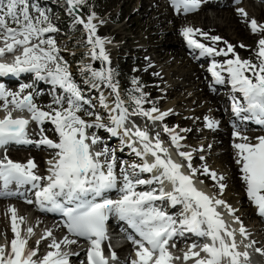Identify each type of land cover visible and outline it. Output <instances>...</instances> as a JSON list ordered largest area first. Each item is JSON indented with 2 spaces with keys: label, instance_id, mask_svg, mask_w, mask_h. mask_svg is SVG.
<instances>
[{
  "label": "snow or ice",
  "instance_id": "1",
  "mask_svg": "<svg viewBox=\"0 0 264 264\" xmlns=\"http://www.w3.org/2000/svg\"><path fill=\"white\" fill-rule=\"evenodd\" d=\"M84 2L85 0H67L70 10L78 8ZM199 3L200 0H172L177 11L183 8L185 12L195 10L199 7ZM239 11L247 16L243 9ZM94 19L95 14L93 13L87 21L77 17L76 22L82 24L88 32L87 39L92 45V58L110 63L105 50L107 42L96 35V25L92 23ZM10 24L15 27L9 26ZM250 27L253 32L264 30V26H258L255 19L250 21ZM56 31L58 29L48 21L45 13L40 12L38 17L31 15L29 0H0V40L4 42V47H0V57L6 52H14L18 47L22 49L21 55L16 56L13 63H0V74L35 72L38 78L43 79V73L50 78L51 83L58 85L67 93L66 96L55 101L56 104H66L67 107L61 106L49 112L38 108L33 103L31 94L18 98V94L9 93L0 87V99L5 101V109L8 106L7 98L11 96V103L16 110L26 109L31 113V119L39 124H43L45 120L50 121L59 135L58 142L47 137L39 141L40 144L58 150L56 157L50 161L51 167L47 177H41L32 171L36 168L32 160H29L27 164H22L12 161L7 155L0 157V181L3 182L4 188L12 183L30 184L32 188L37 189L35 197L42 205L48 204L64 212L68 217V230L71 233L77 236L94 237L92 247L88 252V264H108V259L101 250V241L105 238L104 225L110 213L127 220L141 238L133 241L137 245L138 259L132 261L131 264H170L173 257L168 251L169 241L177 234H182L183 231L211 238L212 244H205L201 249L208 254V258L197 259L196 264H223L224 259H228L229 264H241V257L246 261L248 253L236 250L234 233L227 229L220 214L213 207V204L223 205L224 201L219 199L213 201L193 185L191 177L180 171L181 165L167 157V150L162 147L159 134L153 143L147 132L138 128L131 132L130 129L125 128V135L131 133L138 137L143 145V151H137V155L150 154L154 157V162L151 164L145 162L139 166L132 165V172L121 169L122 185L118 189L122 193L121 197L116 200L105 198L97 201V197L118 187L115 157L102 162L100 157H107V150L93 154L90 145L86 143L88 137L85 130L93 125L82 119L78 113L82 110V105L88 101L83 96L82 90L72 80L66 63H61L55 40L51 37L44 38L46 33ZM197 33L205 36L206 39L209 38L207 33H201L198 29L185 28L182 32L187 43L199 49L202 55L220 56L234 53V48L230 44L225 51L199 42L194 38ZM210 39L215 42L221 38L213 36ZM34 40L35 43H33ZM241 47L244 46L241 45ZM258 47L259 64L241 60L236 55L234 59H228L224 64L213 61L209 71L216 78L217 83L225 82L221 71H226L233 90L242 94L244 104L234 99L233 111L235 113L238 115L242 112L252 113L259 123L264 124V38L258 41ZM92 75L115 93L116 103L111 111L118 112V115L112 116L111 120L117 128L123 127L129 110L124 107V102L120 99L118 85L113 82L111 69L95 71ZM133 82L136 83V81ZM97 86L93 84V87ZM133 100L136 110L131 113L132 115H143L153 121L163 120L168 115L167 112L159 113L155 107L144 110L142 108L143 94L140 98L133 97ZM101 103L104 107H108L103 98ZM153 113L159 114L153 115ZM88 114L92 115V113ZM96 119L99 121L101 118L97 115ZM28 124L29 120L13 118L12 112L8 111L7 115L0 119V147L11 142L30 143L27 133ZM95 126L105 127L102 123ZM215 126L214 121L207 122V127ZM112 131L116 134L115 129ZM164 131L169 133L173 143L179 146L180 137L175 130L165 126ZM235 135L245 141L248 139L240 137L238 132ZM257 139L256 144L235 143L234 147L238 150L236 163L241 165L247 196L257 205L259 213L264 216V194H261L264 193V137ZM91 143H96L95 137L92 138ZM161 153L164 155L162 156ZM180 155L188 160L191 159L190 153L181 152ZM137 167L140 172H153L154 170H161V172L159 176H153L152 180L141 179L135 172ZM189 167H191L190 164ZM204 171L213 179L216 178L215 172H210L207 168ZM162 178L172 183L173 192L166 193L162 188L159 195L155 191H136L139 185L151 184L154 181L162 184ZM220 179L222 180L223 177ZM42 180H46L47 183L41 184ZM224 187L225 185H220L221 190ZM165 198L170 199L174 204H184L185 213L182 219L177 221L154 206L155 201ZM64 201L74 206L65 207ZM15 220L16 217L13 215L12 230L16 238L11 241L10 253L5 254L4 248L0 246V264H68V254L61 253V244L56 241L49 245L50 248L55 249L54 251H49L42 260H34L33 257L37 256V251H25L27 241L19 238ZM27 231L32 233L33 229L28 228ZM240 232L244 234L245 229L241 227ZM225 236L229 237L231 242L226 241ZM66 242L75 243V241ZM257 251L261 250L257 249ZM191 255L199 257L200 254L192 252ZM184 258L189 259L190 256L185 254ZM112 259H116L115 253H112Z\"/></svg>",
  "mask_w": 264,
  "mask_h": 264
},
{
  "label": "bare ground",
  "instance_id": "2",
  "mask_svg": "<svg viewBox=\"0 0 264 264\" xmlns=\"http://www.w3.org/2000/svg\"><path fill=\"white\" fill-rule=\"evenodd\" d=\"M120 1L122 3L120 7L121 11H119L120 9H116V11H113L112 8H114ZM245 1L246 4L243 0H240L238 2L241 3H238L234 6L232 5V0H204L202 2L200 1L199 7L195 10L185 12L183 8L177 11V9L172 4V0H105V5L103 7V10L105 11L104 17L99 18L97 15H95V19L92 21V23L96 25V35L107 42L105 44V50L108 56H114L115 58H117L119 55H122L121 53L124 52H135L139 54L138 62L141 69L144 70L147 75H151L156 80L155 85L160 87L156 93H160L162 96L166 97V99H164V105L158 109L159 113H168V115L165 116L163 120L153 121L145 117V122L147 120L148 126L150 127L153 125L156 126L157 123L165 124L169 120L176 121V124H174L175 126L170 129H174L175 133L180 137V140L178 142L179 146L173 143L169 133L161 131L160 133L162 134V137L168 138V143L171 145L173 150L175 151L176 149V152L177 150L180 151L179 153L177 152L179 155L181 152L191 154L190 160L181 155L179 159L181 161L182 157L184 158V160L189 161L192 167L194 166L196 172L204 181H207L209 175L204 171L205 168L209 169L210 172L216 173V179H213V181L215 182L213 188L215 197L213 195V201L215 199L224 201V204L228 208V211H230V213L232 212L234 215L236 213H245L246 210L245 214L247 216L243 215L242 217H246L248 220L251 219L250 217H255L258 220L255 224H253V226L248 223L247 225L250 227L245 230H247V234L249 235L251 240L255 241L254 244L257 246V248L264 253V216L259 213L257 205L247 196L246 183L242 179L243 174L241 172V165L236 163V160L238 158V150L234 147L235 143H249V139H251V137H249L248 135L250 134V132L264 134V129H258L260 126H257L255 124V116L252 113L242 112L238 115L233 111V102L228 98L231 97L232 99L233 95L236 94L239 96V94L238 92L233 90L229 74L226 71H221V76L224 77L225 82L217 83L216 78L213 77L212 73L209 71V68L211 67L213 61L217 62L218 64H224L228 59H234L235 56H239V54H242L240 56L241 60H247L244 56V50L237 45V39L243 41L246 45H249L251 49L254 47H258V41L261 38H264V30L253 32L250 27V21L252 19H255L257 21L258 26H264V0H260V7H256L252 0ZM40 2L41 5H47L46 3L52 5L50 0H40ZM133 6H135V9L133 8L131 10ZM54 7H56L55 10L58 9L59 4L56 2V5ZM54 7L52 6V8L46 10L45 14L48 16L52 12ZM208 7H212V13L210 15L206 13ZM239 9H243L244 12L247 13V16H241L242 14H240L241 12L239 11ZM126 13H130L127 19H125ZM123 16L125 17L120 23L112 25V21H117ZM240 18H242V20ZM182 22H185L186 24L181 26V36L180 38H177L175 35V27L177 25L180 26V23ZM141 26H144V33H141L140 31V28H142ZM185 28H193L194 30L198 29L201 33H207L209 35V38L207 39L205 38V36H201L199 33H197L194 38H196L199 42L204 43L205 45L216 48L217 50L224 49L226 51L227 46L229 44L232 45L234 48V53L220 56L202 55L199 49H196L187 43V40L182 34ZM65 36L69 35L65 34ZM213 36H218L221 39L214 42L210 39V37ZM48 37L50 36L45 34L44 38L46 39ZM223 42L226 43L225 48L223 47ZM233 42L236 43L233 45ZM170 43L176 44L177 48L166 47ZM0 47H4L3 40H0ZM17 49H20L18 50V52L22 50L19 47ZM187 49L189 52H187ZM90 53H92V49L90 50ZM19 55H21L20 52L18 53V56ZM203 59L207 64L202 68H199L195 64V60L197 61ZM85 64L86 63H84V65ZM87 64L95 65L96 59L91 58V60ZM217 70L220 71V69ZM86 73L88 72L83 71L82 75ZM31 75L32 72H21L18 74H13V76H9L7 81L9 91L18 95L28 93L29 90L35 93V91L37 90V88H34L35 83L38 82L44 84V82H46L48 78L44 77L43 79H40L36 77L34 82H31L25 88H20L18 86L19 83L15 81L20 77H24L26 79L25 81H28ZM205 76L211 77L209 86L205 83ZM225 83V87H227L228 93L226 95H220L219 89L221 85ZM49 95V91L45 90V92L40 93L41 101L37 102L34 98L33 103L41 110L48 111L47 106L44 105L43 100L45 99L44 97L48 98ZM99 98L104 97L99 96ZM152 98L154 99L151 101V104L154 105L156 99L155 97ZM224 100L226 101L227 110L223 109L222 107V103L224 102ZM0 101H3V99ZM239 101L244 104L243 98L240 97ZM4 105V103L0 104V118L5 117L8 111L12 112V116L23 113L22 111L16 110L15 108L12 109V104V106H7V109H5ZM227 111L229 115H227V118H225L223 117V115ZM159 113H153V115H158ZM177 117H180V119H176ZM128 120L130 119H127L124 123V126L121 128L122 131H125V128H130V130L132 128L133 130H135V128L133 127L134 125L132 123H129ZM133 120V123L141 120L140 115H134ZM209 120L214 121L216 123V126L213 128L207 127V122ZM139 123L140 122H138L137 125ZM221 123H224L225 126L223 127ZM183 124L188 125L186 126V129H184V127L183 129L180 128L181 126H183ZM47 126V123L44 124L43 130L49 133L50 130ZM197 126H204V130H200H203L202 136L205 137V141L201 139V137L199 136V132L196 131ZM252 126L253 128L257 129H252ZM198 129L199 128H197V130ZM227 129H232L234 130L233 132H238L240 137H247L248 139L245 141L239 139L236 135H233V139L229 137L225 138L223 132ZM245 129H250V132H247L244 136H241ZM31 132L36 134L35 130H32ZM52 132L56 133L55 130H53ZM86 135L88 137L86 143L90 145V149L92 151L97 150V147L93 146L94 144L91 143L92 138L95 136H91V134H89L88 132H86ZM121 140H123L124 143H129L132 149L141 152L143 151V148H141L139 142H137L135 139L133 141V135H131V133L129 135H125V132L121 133ZM58 141L59 135L57 133L55 142ZM206 141L211 143L212 149L220 147L221 145L224 149L226 148V150H223L221 153H216L212 157L209 151L208 157L210 156L211 158H214L215 161H218L220 163V165L218 164V166L216 167H211L212 165H209L210 161L207 160V156L202 155L204 152H207V149L205 151L203 150L204 145L207 144ZM153 143L155 142L153 141ZM256 143H258V139L255 140L253 144ZM27 146L28 145L16 147L13 151H11L12 155H14V157L18 160H26V158L29 157L35 163H37L38 166H42L44 160L46 161L45 163H49V165H51L50 161H53L54 157H56V155L53 156V158L50 157L52 154V148H49L46 145L39 144L37 147ZM194 146H196L195 149L202 151L201 153L199 152V156L197 154L193 155L194 151H191V149ZM55 151L56 153L58 152L57 149H55ZM139 157L141 156L137 155L136 159H138ZM201 160L202 163H200ZM149 161L150 162L147 163H153L154 157L150 155ZM223 167L226 170L223 171L221 169ZM191 168L190 171L189 169H187V171H189L191 175L193 171V174L195 175V169L193 170ZM137 172L140 171L137 170ZM224 173L225 176L223 175ZM147 176L148 175H142L139 178L153 179L152 176H149V178ZM196 176L197 175H195V177ZM220 177H223V179L221 180ZM166 181L167 179H164L163 182ZM167 183L170 184L169 181H167ZM241 183L243 184L244 188L241 186ZM221 184L225 185L223 190H221L220 188ZM193 185L196 188H199L201 191L205 192L206 195H209L207 194V192H209L208 190L206 192V190L202 189L200 186H197L200 185L198 184V182L196 184L193 183ZM140 187L141 185L137 186L136 191L141 189ZM6 201L11 205L10 207H13L15 209V211H5L3 214L1 213L0 232L2 230L4 231L11 229L9 225H7L9 227L8 228L5 224H3V218L8 216L10 217L12 214H14L16 217H24L23 213L25 210H22L21 208H29L28 205H25L20 201L17 195H0V205L4 204V207L2 208H5ZM216 206L220 207V205L213 204V207ZM216 211L219 213L218 209H216ZM219 214L220 216H223L221 213ZM220 218L222 220H226L228 222L227 224L229 225V221L227 220V218ZM53 220V218L47 215L36 213L35 220H31L29 222V227H34L37 225L38 227L42 228L43 225H52V231L54 232V234H57L60 230V226L52 224L51 221ZM253 220L254 219H251V222H253ZM21 221L18 222L23 226L24 223ZM258 229L262 230V232H259ZM259 233L261 235H258ZM25 240L27 241L25 248H31L36 245L31 235L26 236ZM6 242L7 241L5 239L4 244L0 243V246L5 247ZM42 244L45 245L46 241L43 240L41 242V245ZM63 244L64 242L62 241L61 246L65 245ZM71 246L77 247V242L71 243ZM122 248L126 249L127 246L125 245ZM177 249V246L173 248V250ZM38 254H40V252ZM73 264H79L77 258L73 259Z\"/></svg>",
  "mask_w": 264,
  "mask_h": 264
},
{
  "label": "rangeland",
  "instance_id": "3",
  "mask_svg": "<svg viewBox=\"0 0 264 264\" xmlns=\"http://www.w3.org/2000/svg\"><path fill=\"white\" fill-rule=\"evenodd\" d=\"M238 1H240V0H232L233 3L232 2L231 3H232V5L235 6L236 4L242 2V1L241 2H238ZM243 1L246 4V1L245 0H243ZM252 1L256 7H260V0H252ZM50 2L52 3V5L46 3L47 5H43L44 7L42 6V7L38 8L37 1H36L34 6H33L32 11H31V15L34 17H38L40 12L45 13V11L48 10V8H52V6L53 7L55 6L56 2L59 4V8L55 10V8L57 6L54 7L52 12L47 16L48 21L54 27H56L58 29V31L46 33V35H49L52 39L55 40L56 48L58 49V56L60 58L61 63L62 64L66 63L68 71L71 73L72 80L82 90V93L86 94V96H85V94H83V96L88 101V103H85L82 105V110L79 113L82 114L83 117H86L85 118L86 122L93 125V127L89 128V131L92 134L91 136H93V134H94L96 137V143H95L97 145L96 147H98V146L100 147L101 153L105 152V150H107V152H108V156L107 157L101 156L100 160L102 162H104L105 160H111L112 157L114 156L115 157V170L121 172V169H125L129 172H132L133 171V169L131 167L132 165L139 166V165H143L145 162H150L149 161L150 154L146 156V161H145V156H143V155H140L141 156V157H139L140 159L139 158L136 159L137 151L132 149L130 147L129 143H124L123 140H121V133H124L125 131H122V129H121L122 127L117 128V126L111 120L112 116L118 115V112H112L111 111V109L115 107L116 95L111 88L106 86V84L101 83L98 79L94 78L92 73L95 71L106 70L109 68L114 69L113 82L118 85L120 99L122 98L121 93H124L126 91L127 87L132 86L136 90V92L139 93V96H141V94H143L144 103L142 104V108L146 111L150 110L153 107H155L157 109L162 107L165 103L164 99H166V97L162 96L160 93H156L160 87L155 85L156 80L151 75H147L145 73V71L141 69L139 62H138V58H139L138 53H135V52L126 53V52H124V53H121L122 55H119L117 58H115L114 56H109L110 63L103 61V60L96 59L95 65H99L102 68L101 67L96 68L95 66H91V65L87 64L92 58V54L90 53V50L92 49V45L88 43V39H87L88 32H87V30L83 27L82 24L77 23L76 19H77V17H81V18L85 19V21H87L88 17L90 15H92L93 13L95 15H97L99 18L104 17L105 11L103 10V7L105 5V0H85V2L81 6H84L85 8L89 9V11H90V14L88 16H85V17L81 16L77 13H75V15H73V11L70 10L69 8H67L66 6H64L58 0L57 1L50 0ZM121 4L122 3L120 1L114 8H112V10L113 11H116V9L119 10L121 7ZM134 7L135 6H133L131 8V10ZM119 11H121V9ZM211 11H212V7H208L206 10V13L208 15H210L212 13ZM70 15H71V18H70ZM129 15H130V13H126L125 19H127L129 17ZM241 16H244V15H241ZM124 17L125 16L121 17L117 21H112L111 22L112 25L120 23ZM240 19L242 20V18H240ZM69 22H70V24H69ZM185 24H186L185 22H182V23H180V26L177 25L175 27V35L177 38H180V36H181V29L180 28H181V26H183ZM71 27H73V28L71 29ZM141 27L142 28H140L141 29L140 31H141V33H144V29H143L144 26H141ZM72 31H75V34H72ZM76 33H78V34H76ZM65 34H68L69 36H65ZM201 36H203V35H201ZM133 42H134V40H133ZM236 42H237V45L240 46V48L244 50V52H245L244 56L247 60L252 61L255 64L260 63V58L258 57V50H259L258 47H254V48L250 49V46L246 45L243 41L237 39ZM236 42H233L232 44L234 45ZM222 44H223V47L225 48L226 43L223 42ZM132 45H133V43H132ZM241 45H243L244 47H241ZM166 47L177 48L176 44H174V43H170ZM97 51H98V49H97ZM187 52H189L188 49H187ZM241 55L242 54H239V57ZM195 62H196L195 64L199 68H202L204 65L207 64L206 62H204V59L203 60H197V61L195 60ZM84 63H86V64L84 65ZM83 71H87L88 73H90L91 77L87 79L85 77V74L82 75ZM205 77H206L205 83H206V85L209 86L210 79H211L212 75H211V77L210 76L209 77L205 76ZM128 78L137 79L139 81V86L135 83H130L127 80ZM93 84H96L98 86L93 87ZM225 86H226V84L221 85V87L219 89L220 95H226L227 94V88ZM41 88H42V86L38 87L37 90L35 91V93H33V91H30V90L28 91V92L32 93V98L33 99L35 98L37 102L41 101V97H40ZM49 94H50L49 97L48 98L44 97L45 99L43 100L44 105L47 106L48 111H52V109H54V108H60L61 106L67 107L66 104L58 105L55 103V101L58 98L67 95V93H65L64 90L62 93L54 94V92L51 91ZM99 96L104 97L103 98L104 102L106 101L105 103H107V105H108L107 108L102 105V103H101L102 98H99ZM152 97H155V99H156V102L154 103V105L151 104V101L154 99ZM121 100L124 103L126 102L125 99H121ZM222 105H223L222 106L223 109L227 110V105H226L225 100L222 103ZM88 113H92V115H89ZM97 115L101 118L99 121H97V119H96ZM227 115H229L228 111L223 115V117L227 118ZM178 118L180 119V117H177L176 119H178ZM130 119L134 122L133 117H131ZM140 119L141 120H139L135 123L132 122V124L135 125V126H133L135 128V130H136V128L139 127L138 128L139 130L147 132L149 137H150V140L152 142L156 141L157 134H159L160 135L159 140L162 142V147L171 153H176V151H174L173 148L171 147V145L168 143L169 142L168 138L162 137V134L160 133L161 131L165 132L164 131L165 126H167L169 129L174 127L175 126L174 124H176L175 120H172V121L169 120L165 124L157 123L156 126L153 125V126L149 127L147 120L145 122V116L140 115ZM147 119H148V117H147ZM220 119H222V118H220ZM220 119H219V121H220ZM99 122L104 124L105 127H96L95 125L98 124ZM138 122H140V123L137 125ZM221 124L223 127L225 126L224 123H221ZM221 124H219V125H221ZM186 126H188V125L183 124V126H181L180 128L183 129V127H184V129H186ZM32 127H33V129L36 130L34 125ZM47 127L50 128L51 131H53V129H54V125L51 122L48 123ZM98 128L100 129V131ZM148 128H149V130H148ZM197 128H199V129L197 130ZM197 128H196V131L199 132V134H200L199 136L201 137V139H203L205 141L206 140L205 137L202 136L204 126H197ZM113 129H115L116 134L113 133V131H112ZM127 129H130V128H127ZM200 129H203V130L201 131ZM135 130H133L131 128L132 132H134ZM249 130L250 129H245L243 134H241V136L242 135L244 136L247 132H250ZM233 131L234 130H232V129L231 130L227 129L226 131L223 132V135L225 136V138L229 137V138L233 139L234 138L233 133H235ZM248 136L251 137V139H252V140L249 139L250 140L249 143L253 144L255 142V140H257L258 137H264V134H258L257 132H250V134ZM134 139L137 142H139L141 148H143V145H142L140 139L136 136L134 137V135H133V141H134ZM206 143L207 144L204 145L203 150L205 151L207 149V152H204L202 155L207 156V160L210 161L209 165L210 166L212 165L211 167H213V166L216 167V166H218V164L220 165V163L218 161H215L214 158H211V157L216 153H221L223 150H226V148L224 149L221 145L220 147L212 149L211 143L208 141H206ZM96 147H95V149H96ZM195 148H196V146L192 147L191 151H194L193 155L197 154L199 156V154L202 151L195 149ZM209 151H210L211 157L210 156L208 157ZM54 153H56V152H53L51 155L53 156ZM162 155H164V154L162 153ZM167 157H169V156H167ZM184 163H186V165L188 167L187 169H189V171H190V168L192 167L191 163L189 161H185V160L183 161V164ZM200 163H202V160L200 161ZM189 164L191 165V167H189ZM42 167H44V165L43 166H37L39 171H41L43 169ZM191 169L194 170L195 169L194 166ZM221 169L223 171L226 170L224 167ZM137 170H139L138 167L135 169L136 174H137ZM189 171H187V173H189V175L191 177L195 178V175H197L195 179L198 182L202 183L204 188L211 193L210 194L208 192L209 195L213 196L214 195L213 188L215 185L213 178L210 175H208L207 181H204L200 177V175L196 172V169L194 170L196 173L195 175L194 174L191 175V173ZM237 173H238V171H237ZM223 175L225 176V173ZM137 176L140 177L139 174H137ZM208 181H209V183H208ZM216 184H217V182H216ZM121 185H122V178H121V181H119L118 186H121ZM241 186L244 188L242 183H241ZM214 197H215V195H214ZM5 205L6 206L9 205V206L8 207L5 206V208H2V207H4V204L0 205V215H1V213L3 214L5 211L13 212L12 210L14 208L10 207L11 205L9 203H7V201L5 202ZM222 207L224 209L222 211L223 214L222 213L221 214L224 215V214H227V212H228V215H230V217L225 216L223 218H225V219L227 218L228 221L232 222L231 224H229L231 229H232L231 226L234 225L235 223H237L235 221H232L233 219L240 222L239 224L240 225L242 224L244 229H247L248 227H250L247 225L248 223H250V225L253 226V224H255L258 221L255 217L254 218L250 217L251 219H254L253 222H251V219L248 220L246 217H242L243 215L247 216L245 214L246 210H245V213H236L234 215L232 212L230 213V211H228V208L226 207L225 204H223ZM21 209L26 211V208H21ZM13 215L14 214H12L10 217L8 216V217L3 218V224H5L6 226L9 225L11 229L10 230H4L5 232L2 230L0 232V243L1 244H4L5 239H6V241H10L15 236V233L12 230V225H13L12 217H13ZM18 218H19V220H18ZM245 218H246V220H245ZM31 220H35V219L33 218L32 213H29V212H27L26 215H24V217L23 216H17L16 220H15L17 229L24 228L26 233H28V231H27L28 228H32V227H29V222ZM18 221L23 222L25 224V225L23 224L24 227ZM235 228L241 229V227H238V225H236ZM32 229H33L32 233H29V234H33L34 239H35V237L37 239L36 233L39 232L38 226L36 225ZM258 230H259V232H262V230H260V229H258ZM238 233L240 234L239 239H245V238H243L244 235L241 234V232H238ZM247 233H248L247 230H245V233H244L245 236H247V238L251 239ZM258 235H261V234L259 233ZM38 237H39V233H38ZM53 237L54 236H52V238ZM252 241L255 242L254 240H252ZM263 244H264V242H263ZM255 257H256V260L260 262V264H262V263L264 264V260L262 259V256L260 254H255Z\"/></svg>",
  "mask_w": 264,
  "mask_h": 264
},
{
  "label": "trees",
  "instance_id": "4",
  "mask_svg": "<svg viewBox=\"0 0 264 264\" xmlns=\"http://www.w3.org/2000/svg\"><path fill=\"white\" fill-rule=\"evenodd\" d=\"M80 7L85 13L88 14L90 12L89 9L85 8L84 6H80ZM127 80L130 83H134L133 81H136L135 84H137L139 86V81L137 79L128 78ZM125 95L128 98V108L133 110V111L136 110V105H135V102L133 100V97L140 98L141 96H139V93L136 92V90L132 86H129V87H127V89L125 91Z\"/></svg>",
  "mask_w": 264,
  "mask_h": 264
},
{
  "label": "water",
  "instance_id": "5",
  "mask_svg": "<svg viewBox=\"0 0 264 264\" xmlns=\"http://www.w3.org/2000/svg\"><path fill=\"white\" fill-rule=\"evenodd\" d=\"M67 1V0H66ZM68 4V3H67ZM72 11L73 12H75V13H77V14H79V15H81V16H83V12H82V10L78 7V8H76V9H72ZM25 119V118H24Z\"/></svg>",
  "mask_w": 264,
  "mask_h": 264
}]
</instances>
